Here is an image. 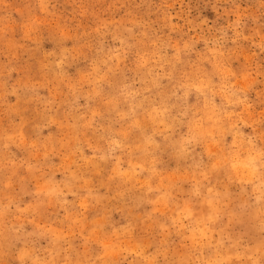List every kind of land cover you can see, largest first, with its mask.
I'll return each mask as SVG.
<instances>
[{
    "label": "rangeland",
    "instance_id": "rangeland-1",
    "mask_svg": "<svg viewBox=\"0 0 264 264\" xmlns=\"http://www.w3.org/2000/svg\"><path fill=\"white\" fill-rule=\"evenodd\" d=\"M0 264H264V0H0Z\"/></svg>",
    "mask_w": 264,
    "mask_h": 264
}]
</instances>
